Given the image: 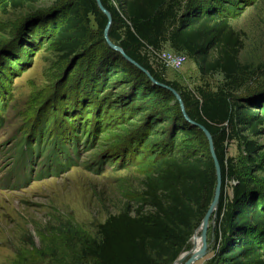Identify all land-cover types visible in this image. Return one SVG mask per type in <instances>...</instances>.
<instances>
[{"label": "rangeland", "instance_id": "obj_1", "mask_svg": "<svg viewBox=\"0 0 264 264\" xmlns=\"http://www.w3.org/2000/svg\"><path fill=\"white\" fill-rule=\"evenodd\" d=\"M3 3L0 264H90L80 249L98 241V226L138 207L144 175L133 159L168 144L172 123H182L181 111L169 93L135 98L132 89L146 85V77L123 61L115 62L120 54L108 48L92 17L79 25L85 30L82 47L65 56L56 36L70 15L72 0H40L17 9ZM110 3L116 6L114 0ZM223 3L242 41L238 61L246 69L237 94L249 91L255 100L262 99L264 0ZM149 64L182 90L216 92L224 83L221 74H201L189 58L178 71ZM258 130L257 135L239 131L240 139L226 141V158L236 175L264 196V124ZM142 139L147 143L140 147ZM182 141L194 143L196 154L208 152L198 129L190 137L177 133L175 151L181 150ZM247 143L255 148L251 154ZM234 184L228 181L229 199ZM214 227L212 219L206 255L195 264L212 259ZM189 241L184 252L191 247Z\"/></svg>", "mask_w": 264, "mask_h": 264}, {"label": "trees", "instance_id": "obj_2", "mask_svg": "<svg viewBox=\"0 0 264 264\" xmlns=\"http://www.w3.org/2000/svg\"><path fill=\"white\" fill-rule=\"evenodd\" d=\"M38 1L4 0L3 7L17 9ZM114 1L116 6L110 0H100L111 17L110 41L155 81L174 89L188 118L212 137L221 189L213 232V257L208 264H264V196L251 189L249 181L237 176L228 166L225 146L226 141L240 139L239 131L254 135L260 132L258 127L264 124V98L255 100L249 91L237 94L246 67L238 61L242 41L232 29L224 6L221 7L223 0H206L201 4L196 0ZM88 17L93 18L98 33L103 35L107 18L96 1L72 0L70 15L56 36L65 56L82 47L85 30L79 25ZM146 47H166L184 54L194 61L201 74H221L224 83L216 92L182 90L152 68L143 54ZM115 56L116 63L129 64L117 53ZM146 83L148 86L141 83L132 89L136 99L169 93L148 80ZM180 121L181 124L172 123L168 144L133 159L144 175L138 207L110 216L100 224L98 241L81 247V258L92 260L90 264H171L184 252L213 200L216 175L209 150L196 154V145L189 141L180 142L181 150H174L177 133L190 137L197 129L183 116ZM142 141L140 147L147 139ZM246 146L249 154L254 152L251 143ZM143 155H147L145 165ZM231 180L235 184L231 186L229 199L226 188Z\"/></svg>", "mask_w": 264, "mask_h": 264}, {"label": "water", "instance_id": "obj_3", "mask_svg": "<svg viewBox=\"0 0 264 264\" xmlns=\"http://www.w3.org/2000/svg\"><path fill=\"white\" fill-rule=\"evenodd\" d=\"M95 1H96V4H97L98 9L100 10V12L107 18V25H106V28L104 30L103 37H104L105 43L107 44L108 48L113 50V51L118 52L120 54V56L126 62L129 63V65L133 66L140 73H142L147 78V80L150 83H152L153 85L159 86L160 88H162V89L166 90L167 92L171 93L173 95V97L175 98V100H176V102H177V104H178V106L180 108V111H181V114H182L184 120L188 124H190L192 127L197 128L198 130H200L204 134V136H205V138L207 140L209 154H210V156L212 158V161H213L214 167H215L216 185H215V191H214L213 200H212V202H211V204H210L205 216L203 217V219H202V221H201V223L199 225V227L201 226V229H202L201 233H202L204 239L206 240L208 220L210 218V215H211L213 209H215V211L217 210V205H218L219 196H220V189H221V172H220V167H219L218 161H217L215 153H214L212 137H211V135L208 133V131L204 127L193 123L188 118V116L186 114V111H185V108H184V105H183V102L181 100V97L174 89H172L171 87L165 86L163 84H160L157 81H155L152 78V76L145 69H143L137 63H135L133 60H131L129 57H127V55L123 52V50L118 45H116V44H114V43H112L110 41V39L108 37V31H109L110 24H111L110 14L102 6L100 0H95ZM215 217H216V213H215L214 219H215ZM206 252H207V245H206V241H205L204 245H203V248L199 252L198 256L196 258H194V257L189 258V260L187 262H185L184 264H193L195 260L205 256Z\"/></svg>", "mask_w": 264, "mask_h": 264}, {"label": "built area", "instance_id": "obj_4", "mask_svg": "<svg viewBox=\"0 0 264 264\" xmlns=\"http://www.w3.org/2000/svg\"><path fill=\"white\" fill-rule=\"evenodd\" d=\"M143 54L149 62L158 63L163 68L172 71L180 70L187 61V57L184 54L173 52L168 48L166 49V47L161 49L146 47L143 50Z\"/></svg>", "mask_w": 264, "mask_h": 264}, {"label": "bare ground", "instance_id": "obj_5", "mask_svg": "<svg viewBox=\"0 0 264 264\" xmlns=\"http://www.w3.org/2000/svg\"><path fill=\"white\" fill-rule=\"evenodd\" d=\"M215 213H216V211H215V209H213L211 216L209 218V221H208L207 232L211 228L212 219H214ZM201 230H202L201 226L200 227L198 226L196 228V230L194 231V234L191 236L190 241H189L190 246H191L190 249L188 251L182 253L180 255V257L178 258V260L174 264H184L185 262H187L189 260V258H192V257L196 258L198 256V254L202 250L204 242H205V239L201 233ZM203 257L195 260L193 264H195L200 259L202 260Z\"/></svg>", "mask_w": 264, "mask_h": 264}]
</instances>
